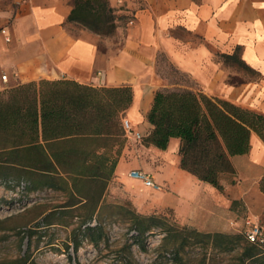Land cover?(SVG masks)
I'll list each match as a JSON object with an SVG mask.
<instances>
[{"label": "crops", "instance_id": "obj_1", "mask_svg": "<svg viewBox=\"0 0 264 264\" xmlns=\"http://www.w3.org/2000/svg\"><path fill=\"white\" fill-rule=\"evenodd\" d=\"M109 2L117 27L102 35L69 21L73 0H0V29L10 36L6 40L0 30V91L40 79L131 86L124 117L142 139L126 137L109 187H143L128 174L141 169L163 186L143 187V195L135 196L151 211L173 209L179 221L206 232L239 230L246 210L254 219L264 211V141L257 134L248 153L231 157L235 172L222 176V190L181 167L179 138H171L166 149L143 139L154 128L147 116L155 93L166 87L158 72L161 55L207 95L264 113V0ZM233 54L263 79L232 82L225 62L231 59L222 55Z\"/></svg>", "mask_w": 264, "mask_h": 264}, {"label": "trees", "instance_id": "obj_2", "mask_svg": "<svg viewBox=\"0 0 264 264\" xmlns=\"http://www.w3.org/2000/svg\"><path fill=\"white\" fill-rule=\"evenodd\" d=\"M73 1L69 21L102 35L115 32L118 16L109 0ZM222 57L238 58L236 54ZM132 100L131 86H93L71 79H40L0 91V179L7 183L14 174L18 184L25 181L28 192L50 189L66 197L64 204L44 212L42 220L25 231L27 249L18 264H35L30 259L36 246L33 236L55 224L69 225L66 215L76 210L83 211L78 214L81 236L66 242L76 252L84 241L98 246L106 240L102 221L124 211L139 246L156 227L168 234L186 231L183 245L188 241L229 244L244 238V262L264 264V243L251 242L243 234L206 232L188 225L179 229L167 224L164 216L141 215L125 204L107 201L109 182L126 143L122 118ZM147 117L154 128L143 141L166 149L171 138H179L181 167L220 190L222 176L235 172L231 157L250 151L253 133L264 141L263 112L194 86L157 90ZM259 188L264 193V175ZM94 217L97 223L92 225ZM128 248L131 252V244ZM166 254L172 260L178 256ZM77 264L81 263L77 260Z\"/></svg>", "mask_w": 264, "mask_h": 264}, {"label": "rangeland", "instance_id": "obj_3", "mask_svg": "<svg viewBox=\"0 0 264 264\" xmlns=\"http://www.w3.org/2000/svg\"><path fill=\"white\" fill-rule=\"evenodd\" d=\"M231 71L232 82L260 81L263 77L257 72L249 69L237 59L225 61ZM158 72L166 84V88H178L186 86L196 87L193 79L185 72L179 70L166 56L161 55L158 60ZM19 177L10 175L7 183L0 179V264H18L19 259L27 249V238L24 233L29 227L38 224L43 214L57 205L66 201L63 193L44 189L36 192H28L25 181L17 183ZM146 188L143 184L141 185ZM125 185L108 187L107 201L109 203L125 204L141 215L164 216L167 224L182 229L184 225L177 219L173 209L167 208L162 211L143 206L142 201L135 197L143 195V187ZM134 196V198H133ZM137 199V200H136ZM138 202V206L136 202ZM237 203H233V207ZM247 209V207H246ZM83 211L76 210L67 214L69 225L55 224L45 230H39L33 241L36 246L31 249L30 259L35 264H250L243 260L242 252L244 238H236L229 244H208L202 242H189L185 245L184 237L186 231L168 234L162 228L156 227L146 233L144 246L135 243L133 234L136 230L128 222L127 213L116 215L113 219H104L103 225L106 231V240L98 246L84 241L76 252L73 246L67 248L66 242L75 235H80L77 229L81 222ZM244 224H236L239 229L230 233L243 234L251 228L252 223L261 226L264 236V211L258 213V217H252L246 210ZM90 223L95 225L97 219L94 217ZM193 226V225H188ZM202 231V230H201ZM227 233V232H226ZM131 244V252L128 245ZM176 252L178 256L173 259L167 256V252ZM72 256V259L69 258ZM175 259H178L176 262ZM29 264V263H27Z\"/></svg>", "mask_w": 264, "mask_h": 264}, {"label": "built area", "instance_id": "obj_4", "mask_svg": "<svg viewBox=\"0 0 264 264\" xmlns=\"http://www.w3.org/2000/svg\"><path fill=\"white\" fill-rule=\"evenodd\" d=\"M0 30L2 33L6 34V40L9 41L10 36L7 34V29L2 27ZM2 79L7 80V75L3 74ZM122 125L127 138L135 137L136 139H142L141 133H133L132 125L128 118H122ZM128 174L130 177L142 182L145 187L151 188L153 191H161L163 189V186L157 182L154 176L149 172L141 169H132ZM246 237L251 242L264 243L262 228L257 223H252L251 228L246 233Z\"/></svg>", "mask_w": 264, "mask_h": 264}]
</instances>
